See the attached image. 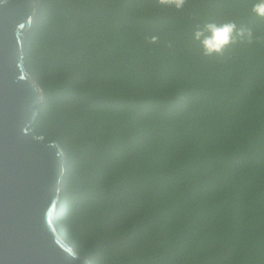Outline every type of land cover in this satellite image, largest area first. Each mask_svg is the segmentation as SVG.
I'll list each match as a JSON object with an SVG mask.
<instances>
[{
    "label": "trees",
    "instance_id": "trees-1",
    "mask_svg": "<svg viewBox=\"0 0 264 264\" xmlns=\"http://www.w3.org/2000/svg\"><path fill=\"white\" fill-rule=\"evenodd\" d=\"M39 2L24 60L45 90L33 125L67 154L63 237L93 264H264L254 0ZM228 19L261 41L203 56L196 25Z\"/></svg>",
    "mask_w": 264,
    "mask_h": 264
},
{
    "label": "water",
    "instance_id": "water-1",
    "mask_svg": "<svg viewBox=\"0 0 264 264\" xmlns=\"http://www.w3.org/2000/svg\"><path fill=\"white\" fill-rule=\"evenodd\" d=\"M39 0H0V264H93L55 222L67 154L33 123L45 100L25 64Z\"/></svg>",
    "mask_w": 264,
    "mask_h": 264
},
{
    "label": "clouds",
    "instance_id": "clouds-1",
    "mask_svg": "<svg viewBox=\"0 0 264 264\" xmlns=\"http://www.w3.org/2000/svg\"><path fill=\"white\" fill-rule=\"evenodd\" d=\"M155 2L163 8L182 10L189 0H155ZM252 12L264 19V0H254ZM158 39L156 35L146 37L148 43H156ZM192 39L198 43L203 56H216L221 60H226V50L231 46L253 44L261 41L262 38L255 35L247 26L238 25L235 20L228 19L221 22L209 20L203 24H197ZM169 46L171 47V44Z\"/></svg>",
    "mask_w": 264,
    "mask_h": 264
},
{
    "label": "bare ground",
    "instance_id": "bare-ground-1",
    "mask_svg": "<svg viewBox=\"0 0 264 264\" xmlns=\"http://www.w3.org/2000/svg\"><path fill=\"white\" fill-rule=\"evenodd\" d=\"M54 223H57V221H55Z\"/></svg>",
    "mask_w": 264,
    "mask_h": 264
}]
</instances>
